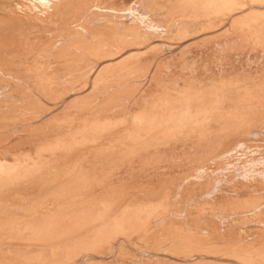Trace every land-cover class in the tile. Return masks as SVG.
I'll return each instance as SVG.
<instances>
[{"label": "bare ground", "instance_id": "1", "mask_svg": "<svg viewBox=\"0 0 264 264\" xmlns=\"http://www.w3.org/2000/svg\"><path fill=\"white\" fill-rule=\"evenodd\" d=\"M0 264H264V0H0Z\"/></svg>", "mask_w": 264, "mask_h": 264}]
</instances>
